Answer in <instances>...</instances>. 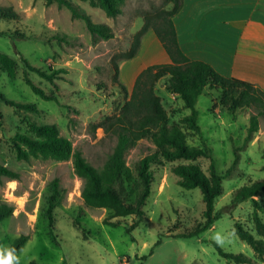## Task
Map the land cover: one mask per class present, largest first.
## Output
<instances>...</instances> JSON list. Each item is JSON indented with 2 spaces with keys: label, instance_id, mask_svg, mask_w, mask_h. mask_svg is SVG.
Wrapping results in <instances>:
<instances>
[{
  "label": "rangeland",
  "instance_id": "374dc122",
  "mask_svg": "<svg viewBox=\"0 0 264 264\" xmlns=\"http://www.w3.org/2000/svg\"><path fill=\"white\" fill-rule=\"evenodd\" d=\"M71 1L93 23L109 29L113 38L91 34L83 19L75 18L68 8L57 3L0 0V15H4L0 16V53L17 62L15 79L0 67V91L9 99L35 104L39 110L20 112L0 105V162L19 175L0 184V205L14 208L12 216L0 223V258L6 257L4 250H11L16 239L28 235L24 249L13 253V264H228L217 246L226 253L246 255L251 259L249 264H264V226H258L254 217L257 213L264 225V192L236 206L232 204L237 190L264 179V114L259 115L260 109L254 106L232 114L221 106V94L216 89H207L198 99L201 134L187 132L190 146L210 147L217 170L225 176L223 194L215 203V212L221 218L197 236L184 237L205 223L203 195L200 189L182 188L173 170L181 164L194 163L209 175L208 158L164 161L152 166L154 183L144 207L146 217L136 227V216L117 218L110 209L86 206L82 198L84 181L76 173L73 158L30 162L18 158L14 138L18 133L32 135L29 122L56 124L74 150L102 169L117 142L114 135L105 132L102 123L121 113L143 71L167 62L154 29L143 36L134 58L121 59L120 55L131 48L146 15L170 10L172 3L125 0L122 13L112 18L89 0ZM252 1L264 7V0H240L241 11ZM20 55L49 74L57 73L55 84L33 72L28 76L58 102L43 100L33 93L25 82ZM166 86L167 78H163L155 91L171 123H176L190 111L183 109L182 101ZM255 115H259V130L247 139ZM156 150L152 141L141 140L127 152V165L135 170L140 160ZM56 180L58 192L52 188ZM129 201H135L134 193H130ZM52 203L56 205L54 229L49 218ZM236 224L253 235L257 249L237 235Z\"/></svg>",
  "mask_w": 264,
  "mask_h": 264
},
{
  "label": "trees",
  "instance_id": "16d2710c",
  "mask_svg": "<svg viewBox=\"0 0 264 264\" xmlns=\"http://www.w3.org/2000/svg\"><path fill=\"white\" fill-rule=\"evenodd\" d=\"M45 1L48 4L57 3L68 8L75 18L85 21L91 34L106 39L113 38L114 35L109 29L93 23L90 16L71 0ZM89 1L112 18L122 13V6L125 2V0ZM167 2L172 3L173 7L170 10L163 9L146 15L145 24L135 34L131 48L128 52L120 55V58L126 60L134 58L141 46L143 36L150 29H154L170 58V63L153 65L143 71L138 76L131 97L123 105L121 113L114 118H107L102 123L101 126L105 132L111 133L117 139L114 150L102 169L99 170L92 166L80 151L74 150L72 143L60 135L59 127L56 124L29 122L32 135L18 133L14 139L18 158L26 162H30L32 159L67 161L73 158L76 173L84 181L82 198L86 206L92 209H110L117 218L136 216L135 227L146 217L144 207L151 196L154 183L152 166L162 164L164 161H193L202 157L210 159L209 175H206L201 167L194 163L181 164L173 170L174 174L180 178L179 185L182 188L186 190L200 189L203 195L205 223L193 233L184 235V237H193L209 230L221 218V215L215 212V203L223 194V180L225 179V176L216 168L215 158L210 147L200 148L190 146L188 143V131L201 134L197 109L198 99L206 93L207 89H216L221 94V106L232 114L235 115L240 109L254 106L260 109L259 115H263L264 92L250 82L231 76L233 61L231 54L201 42L192 43L186 47L181 46L174 18L182 10L184 0H167ZM156 20L158 24L154 22ZM20 61L25 68V82L33 93L43 100L58 102L57 97L48 94L28 76L29 72H33L55 84V80L58 79L57 73L49 74L33 66L22 55H20ZM0 67L11 79L16 78L17 62L14 59L0 53ZM118 77L119 67L116 64V82H118ZM163 78H167L166 89L168 92L182 101L184 110L190 111V114L185 115L176 123H171L170 115L164 108L162 98L155 91L157 82ZM121 87L126 90L123 85ZM1 104L13 107L20 112H39L35 104L9 99L2 91H0ZM215 106L213 101V107ZM259 115L252 116L247 139L258 132ZM2 124L3 116L0 113V127ZM143 139L152 141L157 150L153 155L140 160L136 169L133 170L127 165L126 155ZM18 176V173L0 162V184L5 179L13 180ZM130 186H134V188L129 190ZM52 188L58 192L57 180L52 184ZM261 192H264V179L237 190L233 196L232 204L236 206L256 197ZM130 193L135 194L134 202L129 201ZM254 202L257 204L256 201ZM55 206L52 203L49 209L52 229H54ZM13 212V207L7 204L0 205V223L12 216ZM254 217L258 226H264L257 213ZM236 233L242 240L257 249L256 239L240 224H236ZM29 239L28 235H22L16 239L11 246L12 252L20 253ZM217 247L219 254L228 261V264L231 262L236 264L251 263V259L244 254L226 253L219 246Z\"/></svg>",
  "mask_w": 264,
  "mask_h": 264
},
{
  "label": "crops",
  "instance_id": "0c3cea01",
  "mask_svg": "<svg viewBox=\"0 0 264 264\" xmlns=\"http://www.w3.org/2000/svg\"><path fill=\"white\" fill-rule=\"evenodd\" d=\"M239 1L184 0L174 18L178 41L183 47L201 42L231 54V76L264 91V7L252 1L241 11Z\"/></svg>",
  "mask_w": 264,
  "mask_h": 264
},
{
  "label": "clouds",
  "instance_id": "9594fccd",
  "mask_svg": "<svg viewBox=\"0 0 264 264\" xmlns=\"http://www.w3.org/2000/svg\"><path fill=\"white\" fill-rule=\"evenodd\" d=\"M6 253L5 258H0V264H13V260L15 259L12 250L5 249Z\"/></svg>",
  "mask_w": 264,
  "mask_h": 264
}]
</instances>
